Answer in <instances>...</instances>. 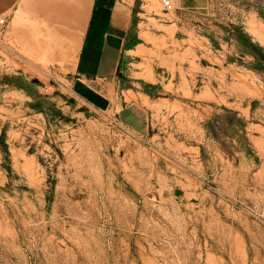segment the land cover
<instances>
[{
	"label": "rangeland",
	"instance_id": "rangeland-1",
	"mask_svg": "<svg viewBox=\"0 0 264 264\" xmlns=\"http://www.w3.org/2000/svg\"><path fill=\"white\" fill-rule=\"evenodd\" d=\"M170 3L105 112L0 34V264H264V0Z\"/></svg>",
	"mask_w": 264,
	"mask_h": 264
},
{
	"label": "crops",
	"instance_id": "crops-1",
	"mask_svg": "<svg viewBox=\"0 0 264 264\" xmlns=\"http://www.w3.org/2000/svg\"><path fill=\"white\" fill-rule=\"evenodd\" d=\"M133 1L0 0V17L20 57L64 72L73 99L105 112L114 106L110 81L132 25Z\"/></svg>",
	"mask_w": 264,
	"mask_h": 264
},
{
	"label": "trees",
	"instance_id": "trees-1",
	"mask_svg": "<svg viewBox=\"0 0 264 264\" xmlns=\"http://www.w3.org/2000/svg\"><path fill=\"white\" fill-rule=\"evenodd\" d=\"M263 58V62H264V57ZM226 113H229L230 115L233 116L234 122L238 124L239 127H241V132L245 133L244 129H245V123L242 119L238 118V114L237 113H233L227 110H224ZM3 138H5V135H3ZM0 152L5 156V157H9V152H8V147L5 144V142H2V145L0 147Z\"/></svg>",
	"mask_w": 264,
	"mask_h": 264
},
{
	"label": "built area",
	"instance_id": "built-area-1",
	"mask_svg": "<svg viewBox=\"0 0 264 264\" xmlns=\"http://www.w3.org/2000/svg\"><path fill=\"white\" fill-rule=\"evenodd\" d=\"M162 7L166 10H172L170 0H162ZM6 26V21L0 17V34L4 31Z\"/></svg>",
	"mask_w": 264,
	"mask_h": 264
}]
</instances>
